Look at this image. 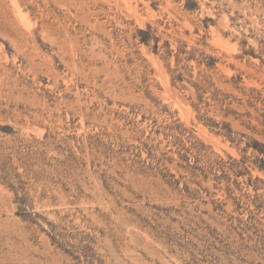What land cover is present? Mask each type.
I'll return each instance as SVG.
<instances>
[{
  "label": "rangeland",
  "instance_id": "374dc122",
  "mask_svg": "<svg viewBox=\"0 0 264 264\" xmlns=\"http://www.w3.org/2000/svg\"><path fill=\"white\" fill-rule=\"evenodd\" d=\"M0 264H264V0H0Z\"/></svg>",
  "mask_w": 264,
  "mask_h": 264
}]
</instances>
